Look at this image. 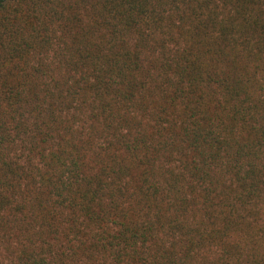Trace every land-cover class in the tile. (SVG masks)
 Returning a JSON list of instances; mask_svg holds the SVG:
<instances>
[{"label": "trees", "instance_id": "1", "mask_svg": "<svg viewBox=\"0 0 264 264\" xmlns=\"http://www.w3.org/2000/svg\"><path fill=\"white\" fill-rule=\"evenodd\" d=\"M0 264H264V0H0Z\"/></svg>", "mask_w": 264, "mask_h": 264}]
</instances>
